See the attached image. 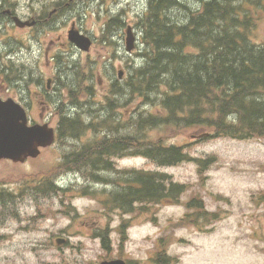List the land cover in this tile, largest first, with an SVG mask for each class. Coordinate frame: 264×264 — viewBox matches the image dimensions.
I'll return each instance as SVG.
<instances>
[{"label":"rangeland","instance_id":"obj_1","mask_svg":"<svg viewBox=\"0 0 264 264\" xmlns=\"http://www.w3.org/2000/svg\"><path fill=\"white\" fill-rule=\"evenodd\" d=\"M130 2L128 0L123 5ZM231 2L236 3L235 0ZM117 4L120 5L119 0ZM130 7L134 13L135 9H140V4L134 7L130 4ZM185 16L188 18L189 14L185 13ZM177 17L176 14L167 15L171 21ZM110 31L115 32L113 25ZM253 33L259 38L264 37V18L260 19ZM255 38L258 40V37ZM115 46L111 40L109 69L104 72L93 68L101 74L103 81L96 87V97L109 92L111 98L112 89L120 92L118 97L122 101L126 84L131 82L130 76L143 63L136 54L148 53L149 48L141 41L132 52L134 55L124 57L116 53ZM97 53L91 52L82 65L91 64ZM160 61L164 62L165 58ZM123 64L129 71L125 78L119 79ZM82 69L88 70L87 67ZM75 79L76 76L70 82L72 91H76ZM140 79L147 80L144 76ZM155 83L147 80V87ZM133 99L128 98V103ZM113 103L116 105L115 101ZM143 108L135 110L142 111ZM132 109L133 106L120 110L125 113L129 110V119ZM119 117V122L126 120L117 113L116 126ZM99 131L119 137L125 130L116 131L115 127L105 123L92 125L85 136L62 141L59 145L56 143L51 149H42L37 158L28 159L24 164L0 162V179L9 184L0 187V264H97L103 257L115 259L122 255L133 264H164L165 259L173 256L178 258V264H264V244L261 241V234L264 233V138L219 139L214 138L215 135L204 136L201 128L176 127L169 120H163L142 132L140 138H143V145L158 141L176 143L186 146L192 156L204 160L201 165L187 162L158 167L145 158L116 155L119 148H113L114 152L106 151L103 146L106 143H101L102 132ZM191 140L195 141L188 144ZM84 147L88 149L83 161L75 162L78 152ZM78 149L70 160L69 154ZM72 168L89 171L92 176L95 172H104L101 174L109 175L112 186L93 185L91 189H97L102 194L90 193V197H83L85 192L80 188L74 190L65 196L66 205L63 204L64 198L61 202L50 193H31L30 185L46 190L55 183L61 170L66 172ZM139 168L158 169L186 183L179 193L180 202L154 206L148 211H142V207L137 205L129 214L113 211L104 215L99 199H106L112 187L123 195L127 184L132 181L131 169ZM121 170L125 173L118 179ZM78 184L85 182L80 178ZM193 196L203 199L208 209L216 210L221 219L212 224L202 221L199 227L188 222L175 225L182 221L187 211L186 203ZM73 206L78 215L71 219L66 211ZM135 215L130 229H122L121 235L117 230L113 233L114 239L108 249L92 234L93 230L107 223L115 228L119 224L118 218L131 219ZM62 238L68 243L56 242Z\"/></svg>","mask_w":264,"mask_h":264},{"label":"trees","instance_id":"obj_2","mask_svg":"<svg viewBox=\"0 0 264 264\" xmlns=\"http://www.w3.org/2000/svg\"><path fill=\"white\" fill-rule=\"evenodd\" d=\"M212 1L219 7L203 2V12L188 18L191 27L170 23L160 29L159 24L158 33L146 38L145 43L151 39L149 50L139 54L144 63L135 69L136 78L144 76L156 83L147 87L144 79L146 85L140 89L134 80L125 89L126 94L134 96V101L140 99L148 109L134 108L129 119L122 122L120 117L117 119L115 130L125 131L113 142L122 151L142 154L157 164L189 161L190 155L180 147L160 142L143 145L140 138L145 129L168 120L164 115L176 119L179 111L189 114L191 124H200L223 136L264 135V43L251 41L256 22L252 15L243 13L242 4L233 5L232 0ZM173 6H177L175 1ZM165 19L169 20L167 16ZM163 58L165 61L161 62ZM160 85L170 89V95L162 100H159ZM114 100L116 106L122 107L120 98L116 96ZM108 101L112 108V101ZM230 112L237 116L228 120ZM78 126L83 124L70 117H62L60 121V130H78ZM133 181L129 199L114 200L123 211L132 210L136 202L172 201L183 187L170 175L156 171H138ZM103 233L102 243L107 246V234Z\"/></svg>","mask_w":264,"mask_h":264},{"label":"flooded vegetation","instance_id":"obj_3","mask_svg":"<svg viewBox=\"0 0 264 264\" xmlns=\"http://www.w3.org/2000/svg\"><path fill=\"white\" fill-rule=\"evenodd\" d=\"M107 0H26V6L20 17L26 22V25L19 27L15 24L16 11L14 3L0 4V38L9 33H22L25 41L24 47L19 48L9 40H0V57L4 54L11 56L14 61L9 67L1 70L0 79V98L13 99L26 108L29 118L35 120L36 117H42V109L50 107L51 102H57L61 97V89L51 91L52 81L56 78L49 77V83L45 82L46 72H51L49 67L41 66L40 60L31 66L19 67L17 62L22 61V50L30 49L28 44H32L36 53L44 57L50 56L54 60V70L61 72L60 59L66 56L70 60H75L76 54L80 51L71 45L68 41L69 29H76L81 34L88 36L94 43L105 41L106 36L101 32L92 29H79L83 21V12L93 11V16L97 20H105L106 14L109 16V10L106 9ZM64 13L73 19V23L64 18ZM65 14V15H66ZM120 17L123 21L125 18ZM76 25V26H75ZM82 28V27H80ZM8 38H15L9 35ZM16 39V38H15ZM31 71L35 76L31 77ZM34 85L38 91L35 102L31 99V85ZM56 89V87H54ZM40 108V110H38Z\"/></svg>","mask_w":264,"mask_h":264},{"label":"water","instance_id":"obj_4","mask_svg":"<svg viewBox=\"0 0 264 264\" xmlns=\"http://www.w3.org/2000/svg\"><path fill=\"white\" fill-rule=\"evenodd\" d=\"M128 49L130 50L131 47H128ZM0 110L4 112L5 108H0ZM24 139L30 141L32 133H26L24 137L21 136L19 131L13 126L11 119L0 113V156H10L13 145L18 141L22 142ZM100 264H113V262L103 261ZM117 264L121 263L117 262Z\"/></svg>","mask_w":264,"mask_h":264},{"label":"bare ground","instance_id":"obj_5","mask_svg":"<svg viewBox=\"0 0 264 264\" xmlns=\"http://www.w3.org/2000/svg\"><path fill=\"white\" fill-rule=\"evenodd\" d=\"M169 20H170V18H169Z\"/></svg>","mask_w":264,"mask_h":264}]
</instances>
